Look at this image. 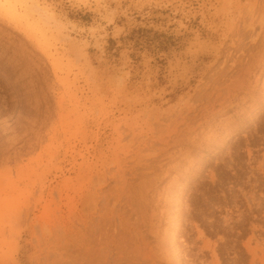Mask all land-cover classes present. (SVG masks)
Masks as SVG:
<instances>
[{
	"label": "rangeland",
	"instance_id": "374dc122",
	"mask_svg": "<svg viewBox=\"0 0 264 264\" xmlns=\"http://www.w3.org/2000/svg\"><path fill=\"white\" fill-rule=\"evenodd\" d=\"M18 208L16 264L49 219L94 264H264V0H0Z\"/></svg>",
	"mask_w": 264,
	"mask_h": 264
},
{
	"label": "bare ground",
	"instance_id": "6f19581e",
	"mask_svg": "<svg viewBox=\"0 0 264 264\" xmlns=\"http://www.w3.org/2000/svg\"><path fill=\"white\" fill-rule=\"evenodd\" d=\"M257 111V105H254L251 115L249 118L255 116ZM254 118V117H253ZM20 208L14 210L6 220L9 226H4L0 228V264H16L14 260V255L16 252L17 239L21 237V233L17 232V227L13 226L12 223H17L18 226L27 227L28 226V213L29 211L22 210ZM50 219L43 224L38 229V236L36 238L37 247L39 249L38 260L35 264H91L95 259L92 258L91 253H84L83 259L76 258L75 256H68L63 251V241L62 236L57 231V229L52 228L50 225ZM12 224V225H11ZM123 224V223H122ZM7 225V224H6ZM87 226L83 227L85 240L83 242V249L86 248V241H90V233L86 229ZM87 235L88 239H87ZM63 236V237H64ZM65 238V237H64ZM123 238V237H122ZM164 242V241H163ZM92 243V242H91ZM92 245V244H90ZM85 251H89L85 249ZM101 252V251H100ZM83 253V252H82ZM81 253V254H82ZM99 258V257H98ZM93 259V260H92ZM99 260V259H98ZM92 262L93 264L96 262ZM113 261V260H112ZM113 263V262H112ZM34 264V263H31Z\"/></svg>",
	"mask_w": 264,
	"mask_h": 264
}]
</instances>
